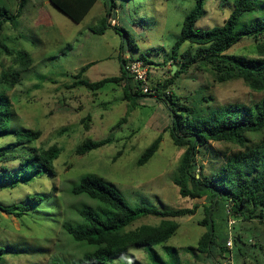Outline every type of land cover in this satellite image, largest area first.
<instances>
[{"label":"rangeland","instance_id":"1","mask_svg":"<svg viewBox=\"0 0 264 264\" xmlns=\"http://www.w3.org/2000/svg\"><path fill=\"white\" fill-rule=\"evenodd\" d=\"M262 2L264 0H258L252 11L242 14L237 26L245 27L263 20L264 13L258 7ZM115 3L117 10H111L110 0H98L76 24L47 0H28L22 15L4 26L1 42L13 53L25 50L32 63L13 89L4 87L0 92L9 99L1 109L6 129L0 133V158L5 154L13 156L5 163V168L0 166V206L27 207L19 218L0 211V248L3 250L0 264H51L53 261L80 264L91 247L76 242L64 228L82 221L81 207H101L98 201L86 195L71 194L72 185L85 175H93L113 186L131 207L196 209L192 216L174 219L179 224L177 231L165 248H155L162 262L150 261L146 247L132 246L124 259L112 264H264V247H259V243L264 246V225L257 222L245 224V245L232 244L230 249L227 247L229 252L223 253L224 257L220 255V248L213 259L195 249L205 232L199 222L209 202L179 195L174 179L184 149L173 143L167 128L171 125L172 112H179L186 119V109L194 111L188 114L193 118L220 106H251L264 99V91L254 92L241 80L215 84L209 72L195 71L194 66L174 78L169 88L171 97L167 95L164 101L150 96L125 101L123 87L114 83L96 91L74 86L78 80L93 83L119 77L121 57L142 54L148 62L149 85L171 79L173 66L180 69L178 63H172L171 68L168 63L183 20L194 9L195 0H115ZM18 5V0H0V6H5L12 14L16 13ZM233 8L234 0H204V13L194 30L202 32L221 26ZM106 14H110L108 20H115L114 24L109 21L111 26L117 27L106 28L102 35L90 32L89 28L105 19ZM124 30L137 50H129ZM252 47L253 43L245 40L231 52L251 57ZM188 49L193 51L196 46L185 43L181 52ZM91 63L78 76L79 71ZM9 64L8 57L0 58V70ZM86 115L91 117L88 132L81 124ZM123 118L125 120L115 126ZM26 130L39 131L40 139L15 145L14 134ZM159 136L161 142L156 153L138 166L141 155ZM84 138L94 141L109 138V144L75 156L74 149ZM52 144L60 148L53 173L40 174L19 167L20 157L29 152V148ZM237 151L234 146L219 142H210L206 148L201 146L197 162L202 168L203 180L219 183L218 173L227 161L234 160L233 153ZM235 176L236 170L229 169L224 179L230 182ZM29 197L40 201L31 203ZM224 217L221 206L212 212L216 244L220 247L225 235L230 236ZM159 222L152 216L142 217L130 229ZM238 230L236 224L231 233L235 235Z\"/></svg>","mask_w":264,"mask_h":264},{"label":"trees","instance_id":"2","mask_svg":"<svg viewBox=\"0 0 264 264\" xmlns=\"http://www.w3.org/2000/svg\"><path fill=\"white\" fill-rule=\"evenodd\" d=\"M27 1L18 0L19 5L15 14H12L5 6H0V36L7 23H12L22 15ZM48 1L69 20L77 24L87 16L98 0ZM257 1L234 0V8L221 26L196 32L194 25L204 13V0H195L194 9L183 20L180 35L173 45L168 63L171 67L172 63H178L180 69H176L171 79L152 82L149 85L152 93L144 94L140 84L134 82L126 70L129 60H139L148 65L142 54L138 57L130 56V59L121 57L122 67L119 77H108L93 83L78 80L74 86L96 91L106 84L114 83L123 87L125 101L129 102L132 98L144 96L164 101L167 95L171 97L169 88L174 78L178 74L186 73L191 66H194L195 71L209 72L215 84L241 80L250 90L261 93L264 91V19L245 27L237 26L239 17L252 11ZM110 3L111 10H117L115 0H110ZM258 7L264 13V8L262 9L264 2ZM108 17L110 14H106L105 19L90 27V32L102 35L106 28H116L117 26H111ZM123 34L128 41L129 50H137L134 41L125 30ZM245 40L253 43L251 51L253 56L248 57L246 54L231 52L234 47ZM185 43L195 45L196 49L181 52ZM2 56L8 57L10 64L0 70V92H3L4 87L13 89L19 82L21 74L27 71L32 63L25 50L13 53L0 40V58ZM91 65L92 63L84 66L78 76ZM8 102L7 97L0 95V133L6 129V119L1 109ZM185 111L186 119L183 118V114L172 112L171 125L167 127L173 143L184 149L174 184L178 187L182 198L206 199L209 202L204 208V218L199 222V225L205 227V232L197 241L195 249L213 259L219 248L220 255L229 252L226 246L228 233L224 237L223 247L216 244L217 237L212 212L218 206L223 208L225 226H228L229 215L234 220L231 229L236 224L239 225V230L235 235L230 229L234 246L237 242L242 246L245 245L244 231L246 229L243 227L247 222L264 225V99L251 106L238 104L220 106L211 109L208 113H198L193 118L188 117V114H193L192 109ZM123 120L125 119L120 120L115 126L121 124ZM90 121L89 115L81 119L85 132L90 129ZM14 136H16L14 144L18 145L38 141L41 133L26 130L16 132ZM252 136L256 139H252ZM160 142L161 136L141 155L137 162L138 166L144 165L153 157ZM210 142L232 145L238 150L237 153H233L234 160L227 161L222 172L218 173L221 176L219 183L203 180L202 168L197 162L201 146L206 148ZM108 144L109 138L99 141L84 138L76 145L74 155L82 156ZM59 155L60 148L56 144L29 148V152L20 157L19 167L24 171L34 170L40 174L53 173V163ZM12 158L13 156L5 154L0 158V166L5 168V163ZM229 169L236 170V176L232 181L227 182L224 176ZM70 192L73 196L86 195L101 205L99 209L81 207L79 216L82 221L75 226L70 225L64 228L76 242L86 243L91 247L90 252L83 255L80 264H112L115 260L124 259L128 249L132 246L146 247L145 252L150 261L162 262L155 248H165V244L177 231L179 224L174 219L192 216L196 212L195 207L175 210H160L150 206L131 207L117 189L93 175L83 176L77 184L72 185ZM28 200L31 203L40 201L35 197H29ZM227 207L230 208L229 215L226 212ZM0 211L19 218L27 211V207L24 205L10 208L0 206ZM147 216L158 218L160 222L157 225H143L130 229L135 221ZM259 247L262 249L264 246L259 243ZM2 253L3 250L0 248V257ZM222 256L224 257V254ZM51 264L63 263L53 261Z\"/></svg>","mask_w":264,"mask_h":264},{"label":"built area","instance_id":"3","mask_svg":"<svg viewBox=\"0 0 264 264\" xmlns=\"http://www.w3.org/2000/svg\"><path fill=\"white\" fill-rule=\"evenodd\" d=\"M112 24L115 23L114 19H110ZM124 59H130L129 57H126ZM126 70L129 74V76L133 79L134 82L140 84V87L142 89V92L145 93H152V90H150V86L148 83V73L149 68L146 64H144L142 61L139 60H129L126 66ZM226 212L228 215L230 214V208L227 207ZM228 227L231 229V226L234 224V220L229 215L227 219ZM227 247L230 249L232 247V241L231 236H229L227 242Z\"/></svg>","mask_w":264,"mask_h":264},{"label":"water","instance_id":"4","mask_svg":"<svg viewBox=\"0 0 264 264\" xmlns=\"http://www.w3.org/2000/svg\"><path fill=\"white\" fill-rule=\"evenodd\" d=\"M176 71V67H172V74Z\"/></svg>","mask_w":264,"mask_h":264},{"label":"crops","instance_id":"5","mask_svg":"<svg viewBox=\"0 0 264 264\" xmlns=\"http://www.w3.org/2000/svg\"><path fill=\"white\" fill-rule=\"evenodd\" d=\"M33 1H37V2H39L40 0H33ZM48 1V0H47ZM49 2V1H48ZM171 68V65L170 64H168V68Z\"/></svg>","mask_w":264,"mask_h":264}]
</instances>
